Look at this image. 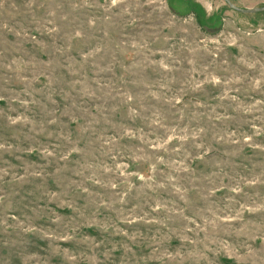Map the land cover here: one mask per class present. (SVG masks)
Listing matches in <instances>:
<instances>
[{"label": "rangeland", "instance_id": "rangeland-1", "mask_svg": "<svg viewBox=\"0 0 264 264\" xmlns=\"http://www.w3.org/2000/svg\"><path fill=\"white\" fill-rule=\"evenodd\" d=\"M0 264H264V12L0 0Z\"/></svg>", "mask_w": 264, "mask_h": 264}, {"label": "water", "instance_id": "water-1", "mask_svg": "<svg viewBox=\"0 0 264 264\" xmlns=\"http://www.w3.org/2000/svg\"><path fill=\"white\" fill-rule=\"evenodd\" d=\"M230 9L244 14H254V13H261L264 12V6L258 7V8H240L235 5H233L229 0H223Z\"/></svg>", "mask_w": 264, "mask_h": 264}, {"label": "crops", "instance_id": "crops-1", "mask_svg": "<svg viewBox=\"0 0 264 264\" xmlns=\"http://www.w3.org/2000/svg\"><path fill=\"white\" fill-rule=\"evenodd\" d=\"M240 6L242 7V8H258L257 6H258V4H251V5H246V4H240Z\"/></svg>", "mask_w": 264, "mask_h": 264}]
</instances>
